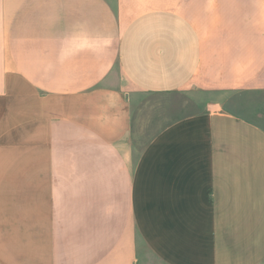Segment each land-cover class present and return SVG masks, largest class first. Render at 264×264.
Instances as JSON below:
<instances>
[{
	"label": "crops",
	"instance_id": "0c3cea01",
	"mask_svg": "<svg viewBox=\"0 0 264 264\" xmlns=\"http://www.w3.org/2000/svg\"><path fill=\"white\" fill-rule=\"evenodd\" d=\"M0 264H264V0H0Z\"/></svg>",
	"mask_w": 264,
	"mask_h": 264
}]
</instances>
